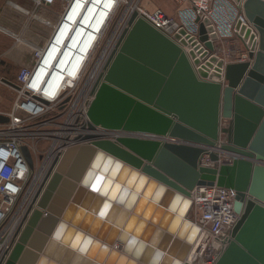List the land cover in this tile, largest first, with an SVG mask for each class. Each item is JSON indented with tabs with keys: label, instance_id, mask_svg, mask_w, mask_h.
<instances>
[{
	"label": "water",
	"instance_id": "water-1",
	"mask_svg": "<svg viewBox=\"0 0 264 264\" xmlns=\"http://www.w3.org/2000/svg\"><path fill=\"white\" fill-rule=\"evenodd\" d=\"M234 2L248 23L238 62L214 53L212 25L180 45L131 11L91 85L89 131L53 160L0 264H190L203 185L235 190L239 214L213 264H264V0ZM220 133L230 163L209 151Z\"/></svg>",
	"mask_w": 264,
	"mask_h": 264
},
{
	"label": "built area",
	"instance_id": "built-area-1",
	"mask_svg": "<svg viewBox=\"0 0 264 264\" xmlns=\"http://www.w3.org/2000/svg\"><path fill=\"white\" fill-rule=\"evenodd\" d=\"M34 1L38 4L59 1L61 8L46 43L34 51L29 65L18 70L14 80L18 85V88H15L18 94L10 112L5 113L9 116V121L0 124V260L12 247L22 229L33 197L53 160L69 146L77 143V137L89 131L87 109L92 99L91 85L122 29L126 27L127 18L133 9L179 44L180 39H188L186 36L198 37L200 21L205 27L212 25L217 35V39L213 40L216 55L225 62L248 59L247 41L243 40V36L236 28L238 22L246 25L248 23L240 4L234 0H168L173 3L174 15L157 7L145 9L137 3L133 4V0H101L96 8L97 12H104L103 18L99 21V28L95 30L86 26L82 28L79 36L80 46L87 37L90 39L87 58L84 60L81 57L72 73L59 70L62 77L57 90L48 94L44 88V96H41L36 93L37 90L33 86L34 79L38 71L45 66L44 59L55 38L66 25L75 23L87 2ZM73 8L75 17L71 19L67 15ZM205 19H208L210 24L205 23ZM181 29L185 33L180 34L179 39H175V35ZM68 30L69 28H66V31ZM232 40L237 41L238 46L231 44ZM182 47L185 52L190 50L189 45ZM77 53L83 54V51ZM220 126H226V121L223 120ZM224 143L225 134L220 133L215 145L209 148V151L218 155L216 164L230 163L234 158L233 155L221 152V145ZM24 145L30 151L32 167L23 156L21 147ZM201 161L203 165H213L207 154L203 155ZM190 193L192 202L190 219L198 226L199 231L186 261L190 264H213L219 250L226 243L229 231L239 218L234 209L236 191L216 185H203L196 186Z\"/></svg>",
	"mask_w": 264,
	"mask_h": 264
},
{
	"label": "crops",
	"instance_id": "crops-1",
	"mask_svg": "<svg viewBox=\"0 0 264 264\" xmlns=\"http://www.w3.org/2000/svg\"><path fill=\"white\" fill-rule=\"evenodd\" d=\"M60 8L59 1L38 4L34 0H0L1 77L14 82L18 70L31 63L34 51L49 38ZM0 112L4 113L3 110Z\"/></svg>",
	"mask_w": 264,
	"mask_h": 264
},
{
	"label": "bare ground",
	"instance_id": "bare-ground-1",
	"mask_svg": "<svg viewBox=\"0 0 264 264\" xmlns=\"http://www.w3.org/2000/svg\"><path fill=\"white\" fill-rule=\"evenodd\" d=\"M86 2L87 3L82 8V12L76 18L75 23L70 24V27L66 25L63 28L61 33L55 38L53 46L48 51L44 59L45 66H43L38 71L34 79L35 85L33 86L40 90V92H36L37 94L44 96V88L46 91L45 93H53L55 90H57V86L61 81L62 76L59 70H67L68 72L71 71L72 73L74 71V67L81 59V57H83L84 60L87 58V48L90 39L87 37L80 46V33L82 31V28H85L86 26H90L97 30L99 28V21L104 16V12H97L96 10L97 4H99L101 0H86ZM73 12L74 8L69 12L67 17L74 19L75 15ZM92 19L94 20L92 21ZM66 28H69V30L66 31ZM67 33H69L68 37H66ZM77 51H83V54L77 53ZM92 75L93 74H91V76ZM38 80L39 82L37 83ZM69 82L71 83V81ZM53 85L56 86L54 87Z\"/></svg>",
	"mask_w": 264,
	"mask_h": 264
},
{
	"label": "rangeland",
	"instance_id": "rangeland-1",
	"mask_svg": "<svg viewBox=\"0 0 264 264\" xmlns=\"http://www.w3.org/2000/svg\"><path fill=\"white\" fill-rule=\"evenodd\" d=\"M132 2L133 4L137 3V5H140L141 7L143 6L145 9H148V10H151L157 7V8H161L165 10L170 15L171 14L174 15V8L172 9L173 3L168 0H133ZM122 3L124 4V2ZM14 75H15V72L13 76ZM35 89L37 90V92H40L38 88H35ZM17 94L18 93L15 90V88L10 87L0 81V110H3L4 113L10 112L12 108V104L17 97ZM42 144L43 143H41V145Z\"/></svg>",
	"mask_w": 264,
	"mask_h": 264
}]
</instances>
